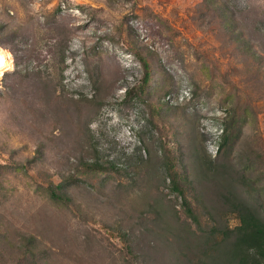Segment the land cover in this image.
<instances>
[{"label": "rangeland", "instance_id": "obj_1", "mask_svg": "<svg viewBox=\"0 0 264 264\" xmlns=\"http://www.w3.org/2000/svg\"><path fill=\"white\" fill-rule=\"evenodd\" d=\"M0 53L1 241L34 229L75 246L76 264H202L182 252L196 226L168 163L182 156L192 178L204 155H249L264 184V0H0ZM65 177L71 200L55 203L46 188ZM202 194L215 204L210 182Z\"/></svg>", "mask_w": 264, "mask_h": 264}, {"label": "trees", "instance_id": "obj_2", "mask_svg": "<svg viewBox=\"0 0 264 264\" xmlns=\"http://www.w3.org/2000/svg\"><path fill=\"white\" fill-rule=\"evenodd\" d=\"M224 11L227 12L225 16H228L229 11L226 9ZM230 25L231 23L227 20V26ZM241 34L238 31L236 36L239 42L244 41ZM245 42L250 45L249 41L245 40ZM145 88L146 85L143 82L140 87L141 95L145 92ZM167 94L170 93L167 91ZM79 101V106L87 109L98 108L101 103L97 97L89 99L84 95ZM227 119L228 117L222 124L218 146L219 155L222 154L224 148L230 149V142L235 137L232 131V119L229 118L230 121ZM79 120L81 121L80 118ZM176 159V162L172 161L166 166V175L170 179L171 189L182 197L184 210L196 226L190 234L179 231L182 252L188 250L192 252V255L187 258H190L189 262L192 263V259H197L198 254L202 253L206 257L202 259V264H264V184L260 183L261 174L256 165L254 166L257 161H252L248 155L246 163L237 168L231 161H219V159L215 160L204 155L201 161H196L195 174L193 173L191 178L188 172L182 173L178 167L177 163L182 164V156H176ZM33 160H28V163L15 168L26 170ZM197 163H201L199 167ZM93 167L97 169L99 165L86 164L83 172L93 170ZM110 170L118 172L120 169L112 165ZM199 177L202 178L200 184L203 181L205 184L211 183L217 197L215 204L208 203L203 196L205 184L199 188ZM66 181L65 177L63 182L47 186V197L55 203L71 200L64 190L65 184H68ZM118 186L122 184L119 183ZM188 191H191V198L187 194ZM254 193L258 194L261 199L258 208L254 207L249 200ZM228 214H237L240 220L239 225L230 228L223 224L225 223L223 218ZM107 228L110 230L113 227ZM114 228L125 231L120 227ZM12 230L14 231L12 238L6 233L2 241L0 240V264H76L77 258L88 261L86 257L74 250L75 246L63 247L58 241L54 242L46 237L44 231L40 234L34 229L24 233L16 228ZM125 235L124 232L123 236ZM44 238L49 241V244L45 243ZM129 247L133 253L130 244ZM7 251L10 257L7 256ZM15 252L19 255L16 256Z\"/></svg>", "mask_w": 264, "mask_h": 264}, {"label": "bare ground", "instance_id": "obj_3", "mask_svg": "<svg viewBox=\"0 0 264 264\" xmlns=\"http://www.w3.org/2000/svg\"><path fill=\"white\" fill-rule=\"evenodd\" d=\"M3 53H0V65L4 67L7 65V57Z\"/></svg>", "mask_w": 264, "mask_h": 264}]
</instances>
